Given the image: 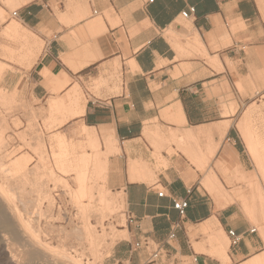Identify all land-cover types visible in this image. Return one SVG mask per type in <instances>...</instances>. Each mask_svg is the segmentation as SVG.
Wrapping results in <instances>:
<instances>
[{
  "label": "crops",
  "instance_id": "crops-1",
  "mask_svg": "<svg viewBox=\"0 0 264 264\" xmlns=\"http://www.w3.org/2000/svg\"><path fill=\"white\" fill-rule=\"evenodd\" d=\"M190 7L195 13L183 20L180 14ZM15 11L16 22L44 44L23 77L26 100L36 104L41 120L52 121L60 115L52 113L51 103L64 101L77 87L83 112L60 125L55 135L91 145L82 130L92 129L100 154H110L106 188L124 200L129 236L128 244L114 251L117 262L146 258V251L133 257L136 243H152L160 254L176 261L188 258L193 264H246L264 256L258 230L264 226L258 215L261 208L254 206L259 216L254 222L242 207L247 217L235 208L236 199L218 207L202 184L209 172L205 160L198 157L199 167V159L190 163L184 150L195 144L188 140L186 146L180 139L182 131L228 123L221 141L214 133L196 143L204 155L201 144L212 137L219 144L215 154H221L217 169H227V155L232 152L230 162L248 173L250 160L244 159L240 148L245 146L250 154L236 127L235 85L243 88L244 70L248 85H253L252 75L263 68L264 0H29ZM9 83L16 84L11 79ZM226 88L236 106L223 115L220 102ZM173 134L179 137H170ZM107 140L113 145L110 149ZM138 162L152 171L149 180H138ZM248 175L255 182L256 175ZM177 200L188 201L181 217L173 208ZM174 226H178L176 237L168 240ZM228 230L240 235L241 241L229 246L226 263L214 254L211 239L229 240Z\"/></svg>",
  "mask_w": 264,
  "mask_h": 264
},
{
  "label": "rangeland",
  "instance_id": "rangeland-1",
  "mask_svg": "<svg viewBox=\"0 0 264 264\" xmlns=\"http://www.w3.org/2000/svg\"><path fill=\"white\" fill-rule=\"evenodd\" d=\"M4 1L6 2V0H0V5L3 6L2 8L0 7V10H3L5 12L4 13V16H5L4 22L3 23L0 22V124L2 126L4 124H6L4 126L7 127L6 132L4 133V138H5L4 145L5 146L3 147L2 152L4 153V155L5 154L9 155V157H7V159H9V160L7 161V159L4 158L6 161L5 160H2V161L10 163L9 161L13 162L16 159L25 156L29 160L27 165H26L29 170H32L35 167L39 166V164H40L39 163L40 162L39 157L37 154H35L34 148L36 145V142H35L36 138L38 136H40L42 138L41 140H42V143L44 146L45 153H46V155L50 161V164L52 165V166L51 165L50 166L56 171V175L63 180L62 181L63 183H60L61 185H59L58 184L59 182L58 183H51V181L48 182L45 180L46 181L45 186L47 188L46 190L55 199V205L50 207L49 205H47V202H45L46 201L45 199H42L41 197L37 196V194L33 191V187H31V186L27 187L26 194L22 198L17 197L20 195H19V193L17 195L18 190H16L17 188H15L16 187L15 182L11 181V183L13 185L10 183L11 184L10 189L14 187L12 189V192H11L12 194H14V200H13L15 203V204L13 203L15 206L14 209L16 210V207H17V210L15 212L16 216L14 217V219L9 217L10 219H12V220H10V223L9 222H3L4 218L2 217V215H0L2 217L0 219H3V220H0V236H1L0 237V239H1L0 240V247L5 249V246H9V251H11L14 254L13 256H15L14 257L15 261L11 262L9 264H15V263L16 264H18V263L19 264H21V263H23V264H72V263L68 262V260H65L63 257H62L63 259H61L59 252H62L64 250V251H66L67 254L69 253V254H71V256H75L76 254L73 252L75 247H76V250L77 249L79 250L78 253H81L80 251L85 250L83 256L81 257L82 259L80 258L83 263H86L88 261L91 262L92 258L89 255V252H87V250H86L87 246L84 245V243L82 244V241L80 242V240H79L81 237V227L83 226L82 225L83 222L80 221V220H82V218L79 217L80 215L78 213L77 207L72 202L73 200L68 195V193L70 191L77 190L78 187H77V183H76L75 178H76L77 174L80 173L82 170V168L80 169L81 160L83 158L87 159V171H86L87 175L86 176H88L87 178H89L87 180L88 184H90L89 186L93 187V190H92V194L94 195L93 199H94V197H97V195L100 196V194L104 193V195H105L107 193V195H110L113 197L114 202H115L114 205L108 207L109 215H108V212H106L105 213L106 218H103L104 219V220L102 219L103 221L101 220L102 221V228L107 232L110 229V227L111 228L114 227L113 229H117V230H123V229L127 230V219H126V215H125L124 205L121 204L122 199H120L117 195H113L106 188V183H105L106 176H107L106 160H107V156L110 154H102V155H99L100 157H98V156L95 157L97 152H100V149H99L100 147L95 149L91 145H89V143H87V142L80 144V143L74 142L72 138L67 140L63 136H60V140H58L59 138H57L55 134H56V130L59 128V126L56 127L57 126L56 123L55 124L51 123V120H49V119H47V120L42 119L41 120L42 115H40V110L38 109V107H36V104L35 103H29L26 100V96L24 94L23 77L26 75V73L29 70H26L24 67H22L18 63L16 58L11 59L13 52H16L14 54H16L15 56H17V54H18L17 52L20 50L19 46H21L23 43H21V42L18 43L17 40H15L14 38H13L14 39L13 40L11 37H9L5 33V28H7V26H9V24L11 25L14 21L15 22L17 21L12 17V12H14L17 9V5L15 6V4H14V6H12L9 4V8H8V4H6V3L3 4ZM17 24L20 25L19 23H17ZM179 24L182 25L185 29H187L188 24L185 21L181 20L179 22ZM35 39H34V36L31 34L30 38H28V41L24 47V48L30 47L33 44L38 42V47L40 49H39V53L37 54V57L33 61L34 63H36V61L39 57V54L41 52L40 50L44 46V44L42 42L38 41V39H36L37 42H35L34 41ZM21 48H22V46H21ZM8 51H12V55H10L8 53ZM207 59H208V57H207ZM208 62H209V59H208ZM34 63H32V65ZM242 73H243V77H241L240 79L243 80V82H242L243 85L241 86V88L242 87L243 88L239 89L237 87V85H235L236 91L238 93V98H239V100H238V109L239 110H238V115H237L238 116V123L236 125L238 131H239L238 124H240L243 121L244 114L246 113V111H248L249 109H252L256 112L264 111V96H263L264 87L262 88L261 82L259 80H255V78L251 80L254 82V84L248 85V79L249 78L247 75V70H244ZM9 79H11V82H12V80H14V83H16V84H12V83L8 84ZM226 89L227 90H224L225 91L224 93H226V96H224V100L220 102V107L223 110V113H222L223 115H225V113L227 114V110L229 112H231L234 109V107L236 106V104L234 103V97L232 96L230 89H228V88H226ZM235 99H236V97H235ZM227 101H229V102H227ZM230 101L233 102L234 104H232V103L230 104ZM52 113L56 114L55 112H52ZM40 120H41V122H40ZM52 120H54V119H52ZM3 122H4V124H3ZM54 125H56V126H54ZM249 126L251 129L250 131L253 132V135L256 136L257 139L261 138L264 140V113H262V114L261 113H254L250 118ZM58 137H59V135H58ZM171 137L175 138L173 136H171ZM223 137H224V134L219 137V141H221L223 139ZM211 139L212 140H210V138H209L208 140H206L205 143H202L201 147L204 146L205 150H206V149H208V146H209V148H211L212 145L213 146L219 145V144L214 143L213 138H211ZM169 141L170 140H168V142ZM207 142L208 143L210 142V145ZM197 146H198V144H197ZM62 147H64V148L62 149ZM9 151H10V153H9ZM88 151H89V153H88ZM62 152H64V156H63L64 160L65 159L71 160L70 162L72 164L71 165L72 168L75 165L79 166L77 168V169H79V172L76 169V167L73 168V170H75V172L77 170L76 173L70 169L63 171V172H65V173H63V172H59L58 169L55 168L56 166L54 163L55 160L53 159V153H56L57 155H61ZM240 152H243L244 159H246V156H248L250 162L247 163L245 171L248 172L247 174L256 175V178H254L255 182H251L250 179L247 181H240L238 179H235V176H234V172H235V168H236L235 163L230 162L231 155L233 154L232 152L227 155V159H228L227 163L228 164L226 167L228 170V177H229L228 180L223 177L222 173L216 167L217 163L221 160V154L216 155L217 154L216 153L213 158L209 159L208 163L205 165V168L207 169V171L213 172L214 177L216 178V180H218L222 184L223 189H225L230 194H231V192L235 193V195H236V197H235L236 202H234L235 208H238L242 212V210H241L242 206H241V202L239 201V198H243L248 202L253 196H255L257 194L256 186H258L260 193L264 197V181H263L264 178L261 175V172L259 171V169L256 165V162L254 160H252L251 157L247 154L245 146H244V148H240ZM206 153H208V150H206ZM2 154H1V157L3 156ZM155 155L157 157H160L158 151H155ZM98 158H99V160H98ZM91 160H92V162H91ZM188 160L190 161V163H192L190 159H188ZM95 161H97V162L95 163ZM66 165H68V164H66ZM101 166H102V168H100ZM103 167H105V168H103ZM161 167H163V166H161ZM97 168H99V170H98L99 172L95 171ZM103 169H105V171H103ZM204 171H205V169H204ZM92 172H94V173L96 172L97 175L94 173L92 174ZM94 175H96V176H94ZM99 176H101L100 179L98 178ZM56 184H58V185L56 186ZM254 184H256V186ZM61 186H64V187H61ZM97 189H99V190H97ZM223 192L225 194H228L225 191H223ZM34 195H35V197H34ZM37 198H39V200H37ZM95 199L96 200H93L94 205H96V207H98V208H102V206L99 205V203L98 204L96 203V201L99 199V197L95 198ZM35 201L37 202V205H36ZM81 202L85 205L89 204V200L87 198H83L81 200ZM38 203H40V205ZM1 204L2 203L0 202V212L6 210L5 206L4 205L1 206ZM34 204H35V206H34ZM73 205H74V207H73ZM227 206H229V205H221V206L218 205V207H220V208H225ZM243 211L246 214H248V212L244 208H243ZM95 212L93 211V212L89 213V215H87V216L88 217L90 215L91 216L86 220H88L87 221L88 224H91L97 228V230H96L97 233L101 234L103 229L97 225L98 224L97 222H100V221H98L97 217L95 216V214H94ZM245 213H243V214L247 217V215ZM17 214L19 216H17ZM41 215H43V216H41ZM96 215H98V213H96ZM99 216L100 215H98V218H99ZM18 217H20L21 219L24 217L22 219V221H25L24 223H27L28 221H30L31 222L30 226L32 225L35 227V228L33 227L34 230L37 231L39 229L38 230L39 232L37 231L38 234L36 232V235L39 236L40 242L42 243V245H44V247H40L37 244L33 243V241L31 239H29L27 236L23 235V233L21 231H18V228H19ZM251 225L253 226V228L258 227L255 223H252V222H251ZM46 232H47V234H46ZM19 234H22V236L21 235L19 236ZM4 235H6V237ZM11 236L14 237L16 240L18 239L19 241L17 240V242L16 241L13 242L14 239ZM39 239H38V241H39ZM62 241H63V243H62ZM128 241H129V236H127L126 238H124L121 241H116L115 243H113V245L110 244L111 247L109 245L108 249H106V250H104L102 248L105 253L100 248V254H102L101 255L102 258L97 264H129L128 262H117L116 257L114 256L115 249H117L121 245H127ZM44 242H46V244ZM13 243H15V244H13ZM60 243H62V244L60 245ZM77 243H80V244H77ZM227 244H228V249H229L228 240H227ZM62 245L64 247H62ZM30 246H32L33 248H31ZM80 247L84 248V249H81ZM29 248H31V249H29ZM55 249H56V251H55ZM34 250H36V251H34ZM129 250H130V245H129ZM145 251L147 253L146 258H140V259H138V262H136V260L133 258L131 261V264H133V262H135V264H137V263L138 264H193L191 259L177 257L178 261H176L174 258L166 257L164 254H162L161 258H156L154 255V252L156 251V246H154L152 243H149L148 246H145V245L141 246V248L138 249V251L133 253V257H135L137 254H138V256H139V254L142 255V253ZM0 254H1L0 255V260H1L0 264H4L5 259L8 256V253L5 251H0ZM40 254L43 256H40ZM21 256L23 257V259ZM30 256H32V257H30ZM151 260H152V262L148 263Z\"/></svg>",
  "mask_w": 264,
  "mask_h": 264
},
{
  "label": "bare ground",
  "instance_id": "bare-ground-1",
  "mask_svg": "<svg viewBox=\"0 0 264 264\" xmlns=\"http://www.w3.org/2000/svg\"><path fill=\"white\" fill-rule=\"evenodd\" d=\"M28 1L29 0H6V2L4 1L3 4H5V3L8 4V8H9V4L12 5V6H14V4H15V6L17 5V8H18L19 6H21L22 4H24L25 2H28ZM4 13L5 12L3 10H0V22L1 23H3L4 22V19H5ZM5 33L9 37H11L12 39L14 38L15 40H17L18 43H20V42L23 43L21 45L22 48H21V46H19L20 50L17 52L18 53L17 56H15L16 54H14L16 52H13V55H12V51H8V53L10 55H12L11 56V59H15L16 58V60L18 61V63L22 67H24L26 70H29V68L31 67L33 61L37 57V54L39 53V49L40 48L38 47V43H35L32 46H30V47L24 48L25 45H26V43H27V41H28V38H30L31 33L28 32L23 27H21L20 25H18L15 21L11 25L9 24V26H7V28H5ZM170 36H172V35H170ZM195 43H197V46L198 47L199 46L201 47V45H199L197 39H195ZM224 44H227V43H224ZM214 46L216 47V45H214ZM224 46H226V45H224ZM261 51H263V49ZM257 52H259V51H257ZM260 56L263 59V68H261L262 69L261 71L254 72V75H252L253 76L252 79L255 78V80H259L261 82V86L263 88L264 87V55L261 54ZM260 64L262 66V62ZM81 95L82 94L80 93L79 89L77 87H73V89L71 90V92L70 93H67L66 99L64 100V101H68L67 102L68 103L67 105H65L64 104V101H61V100L54 101V102L51 103L50 110L52 112H55L57 114V116L60 115L59 116L60 117L59 119H54V120L51 121V123H54V124L56 123L57 126L56 125H54V126L58 127V126L62 125L63 123H65L70 117L72 118L73 116H77V115L82 114V112H83L82 109L83 108L81 107V102H82ZM248 111H249V113L248 114L245 113V115H244L245 118H243V121L241 122L242 124L240 126L238 125V127H239V131L241 133V137H243L242 139L244 140V143L246 145V148L248 150V153L250 154V156L252 157V159L256 162V165H257L259 171L261 172V175L264 178V140L261 139V138H258L257 139V137L253 135V132L250 131L251 129H250V126H249V121H250L249 118H251L252 112L254 110L250 109ZM247 117H249V118H247ZM3 124H4V122H3ZM4 125H6V124H4ZM4 125L3 126L2 125L0 126V202L2 203L1 206L4 205L5 208H6V210L3 209L4 211H1L0 212L1 213L0 215H2V217L4 218V220L3 219H0V220H3V222H9L10 223V220H12V219H10L9 217H11V218L14 219V217L16 216V213L15 212L17 210V207H16V210L14 209L15 208V206H14L15 203L13 201L14 200V194L11 193L12 192V189L14 187L12 186L13 188L10 189V187H11L10 185L12 184L11 181H14L15 182V185H16L15 188H17L16 190H18V192L16 190L15 191L17 192V195H18V193L20 195V196H17V197L22 198L26 194L27 187L28 186H31V187H33V191L37 194V196L41 197L42 199H45L46 200L45 202H47V205H49L51 207V206L55 205V199L46 190L47 189L46 186H45L46 181H48V182L51 181V183H58L59 182L58 184L61 185L60 183H63L62 182L63 180L56 175V171L51 167L52 165L50 164V161H49V159H48V157H47V155L45 153L44 146H43V143H42V140H41L42 138L40 136H38L36 138V141H35L36 142V145H35V148H34L35 154H37L38 157H39V161H40L39 162L40 163L39 166L35 167L32 170H29L27 168V166H26L29 160L25 156L20 157V158L14 160L13 162L12 161H9L10 163L5 162L6 161L5 159H7V157H9V155L8 154H7L8 156L6 154L4 155V153L2 152V149L5 146L4 145V143H5L4 133L6 132V129H7V127L4 126ZM227 127H228V123L222 122L220 124H216L215 128L213 126L212 128H214V129H212L211 127H210L211 129L209 127H208L209 129H207V128H197V129H192L191 131L188 130L189 132L188 131L186 132V131H182L181 130L182 131V134L181 135H180V133H178V134L180 135V139H182V141H183L182 143L183 144H184V142L187 143V141L190 140L191 142L188 141L189 144L190 143H192L191 145H193V143L195 144L194 147L192 146V149L190 148L191 146L190 147L187 146V145H189L188 143L186 144L187 148L185 150L182 148L184 150V154L186 155V158L188 157L189 159H191L192 164H193V163H195V160L199 159L200 158L199 156H201V158H203L205 160V162H204L203 159H201V158L200 159L203 160V162L205 164H207L208 161H209V159H211V158L214 157V155H215V153L217 151L218 146L217 145H214V146L212 145L213 147L211 146V148H209V146H208V149H206V150H208V153H205L204 154L205 156H204L202 150L198 146H196L197 145L196 144V141H200V139L203 140V138H206L208 136H212L214 133H216L219 137L222 136L223 134L225 135V131H226ZM82 133L87 137V139L90 141V144L91 145H95V148L98 147L97 141L95 139V134H94V131L92 129H85L84 128L82 130ZM147 133H149V132H147ZM216 134H214V135H216ZM174 135L175 134H173V137H174ZM179 135L177 137H179ZM56 137L59 138L58 140H60V136L59 137L56 136ZM146 137H148L147 134H146ZM170 137H171V135H170ZM210 138H212V137H210ZM210 140H212V139H210ZM208 144L210 145V142ZM106 145H107V147L109 149L113 147L112 143L110 141H108V140L106 141ZM63 148L64 147H62V149ZM195 148H196V150H194ZM204 152H205V150H204ZM9 153H10V151H9ZM1 154L3 155L2 157H1ZM99 155H101L100 152H97V154L95 155V157L96 156L100 157ZM63 156H64V152H62L61 155H57L56 153H53V159L55 160L54 163H55V166H56L55 168L58 169L59 172L66 171L68 169L73 170L74 167H76V169L79 167V166L75 165L72 168L71 167L72 164L70 162L71 160L70 159H65L64 160V157ZM2 160H5V161L3 162ZM8 160L9 159H7V161ZM98 160H99V158H98ZM199 160L197 161V165L196 166H198L199 165L198 163L201 162V160L200 161ZM96 162L97 161H95V163ZM65 163L68 164V165H66ZM80 165H81L80 166V169L82 168V170H81L80 173L77 174V176L75 178L78 188H77V190L70 191L68 193V195L72 198V200H73L72 202L77 207L78 213L80 215L79 217L82 218V220H80L81 218L79 219L81 222H83V224H82L83 226L81 227V237H80L79 240H80V242L82 241V244L84 243V245L87 246V249L86 250H87V252H89V255L91 256V258H92L91 260L92 261L91 262L88 261L86 263H83L82 260H81L82 259L81 257L83 256L85 250L84 251L82 250V251H80L81 253H78L79 250L78 249L76 250V247L73 250V252L76 254L75 256H71V254H69V253L67 254L66 251H64V250L62 252H59V255L61 256V259L64 258L65 260H68V262H70L72 264H97L101 260V258H102L101 257L102 254H100V248H101L102 251H103V249L104 250L108 249V247H109L110 244L113 245V243H115L116 241L123 240L124 238H126L128 236V233H127L126 229L117 230V229H113L114 227H112V228L110 227V229L107 232V231H105L102 228V221L104 220L103 218H106V214L105 213L109 211L108 210V207L114 205V203H115L114 202V199H113L112 196L107 195V193L105 195H104V193L103 194H100V196L97 195V197H94V199H93V196H94L92 194L93 187L92 186H89L90 184H88V181H87L89 178H87L88 176H86L87 175V173H86V171H87V159H84L83 158L81 160V164ZM157 167H158V165L156 166V168ZM200 167H201V165H200ZM100 168H102V166ZM103 168H105V167H103ZM200 169L201 168H199V170ZM77 170L79 172V169H77ZM77 170H76V172H77ZM98 170H99V168H97L95 171H98ZM218 170L222 173L223 177L228 180V178H229L228 177V170L225 169L224 167H221ZM73 171L75 172V170H73ZM103 171H105V169H103ZM63 173H65V172H63ZM93 173L94 172H92V174ZM94 174H96V172ZM96 175H94V176H96ZM151 175H152V171L147 167V164L145 162L144 163L143 162H138V180L147 181V180H149V178L151 177ZM234 176H235V179H238L240 181H247V180L250 179V176L247 173L243 172L240 169V166L237 167V168H235ZM100 177L101 176H99L98 178L100 179ZM203 180H204V178H203ZM203 180H202V184L204 185L203 187L206 188L207 193H209L210 196H212V198L216 201L217 205H219V206H221V205H229V204H231L232 202L235 201V197H236L235 193L234 192H231V194L230 193L225 194L223 192L224 189H223L222 184L218 180H216V178L214 177L213 172H209L205 176V180L204 181ZM58 184H56V186ZM254 185L256 186V184H254ZM61 187H64V186H61ZM256 188H257L256 189L257 190V194L255 196H253L248 202L245 199H243V198H239V201L241 202V206L248 212V215L250 216V218L254 222H257L259 220V216L256 217L255 215H257V214H255V211L253 210L254 209V206H256V205L261 208V210L259 209L260 214H258V215H260L261 218L263 217L262 220H264V197L260 193V191L258 189V186H256ZM97 190H99V189H97ZM34 197H35V195H34ZM98 197H99V199L96 201V203L97 204L99 203V205H101L102 208L96 207V205H94V203H93V200H96L95 198H98ZM83 198H87L89 200V204L88 205H85V204H83L81 202V200ZM37 200H39V198H37ZM35 203L37 205V202L36 201H35ZM38 204L40 205V203H38ZM121 204L124 205V200L123 199L121 201ZM74 205H73V207H74ZM34 206H35V204H34ZM257 206H256V208H257ZM93 211L94 212L96 211L94 214L97 217L98 221H100V222H97L98 223L97 225L103 229L102 232H101V234L97 233V231H96L97 228L95 226L87 223L88 220H86V219H88L91 216L90 215L88 217L87 215H89V213H91ZM253 211H254V215H253ZM96 213H98V215H100L99 216L100 219L98 218V215H96ZM108 215H109V212H108ZM17 216H19V215L17 214ZM41 216H43V215H41ZM2 217L0 216V218H2ZM22 219L20 217H18V221H19V223H18L19 224L18 231H21L23 233V235H25L29 239H31L33 241V243L37 244L40 247H44V245H42V243L40 242L39 236L36 235V232L39 229L37 231L34 230L33 229L34 226H32V225L30 226V223H31L30 221H28L27 223H24L25 221H22ZM258 230H259V232H260V234H261V236L263 238V241H264V226L263 227H260L259 226ZM38 232H37V234H38ZM46 234H47V232H46ZM20 235L22 236V234H19V236ZM4 236L6 237V235H4ZM12 238L14 239L13 242H15V241L17 242L18 239L16 240L14 237H12ZM38 239H39V241H38ZM44 243L46 244V242H44ZM62 243H63V241H62ZM62 243H60V245ZM13 244H15V243H13ZM77 244H80V243H77ZM211 246L213 248L214 254L217 257L222 258L226 263L229 262V259L226 256V252L228 250V244H227V239L225 237H223V236H214V237H212V239H211ZM30 247L33 248L32 246H30ZM62 247H64V246L62 245ZM110 247H111V245H110ZM0 248H1L0 251H5V252L8 253V256L5 259L4 264H9V263L15 261V258H14L15 256H13L14 254L11 251H9V246H5V249L2 248V247H0ZM31 248H29V249H31ZM81 249H84V248H81ZM34 251H36V250H34ZM55 251H56V249H55ZM40 256H43V255L40 254ZM30 257H32V256H30ZM22 259H23V257H22ZM21 264H23V263H21ZM246 264H264V256L256 257L253 260L247 262Z\"/></svg>",
  "mask_w": 264,
  "mask_h": 264
},
{
  "label": "built area",
  "instance_id": "built-area-1",
  "mask_svg": "<svg viewBox=\"0 0 264 264\" xmlns=\"http://www.w3.org/2000/svg\"><path fill=\"white\" fill-rule=\"evenodd\" d=\"M153 0H150V2H152ZM195 13V9L193 7L188 8L187 10L183 11L180 14V17L183 20H189L193 14ZM12 17L15 19L17 17V11L12 12ZM157 196L159 198H162L163 196V192H159L157 194ZM173 208L174 210H176L179 214V216H183L185 214L186 209L188 208V201L187 200H177V201H173ZM178 230V226H174L172 232L169 234L168 236V240H173L176 237L175 232ZM255 232L254 229L250 230L249 233L253 234ZM227 238L229 239V246L230 247H236L237 245H239L240 241H241V236L237 235L235 233V231L233 230H228L227 231ZM145 246H148L147 244ZM141 246L140 244L136 243L133 246V252L138 251V249H140ZM160 249L158 247H156V251L154 252V255L156 258H161L162 254H160ZM152 260L148 263H151Z\"/></svg>",
  "mask_w": 264,
  "mask_h": 264
}]
</instances>
